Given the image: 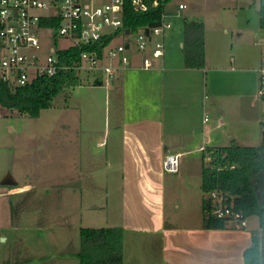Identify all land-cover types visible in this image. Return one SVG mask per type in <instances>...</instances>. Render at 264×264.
Here are the masks:
<instances>
[{
	"label": "crops",
	"instance_id": "0c3cea01",
	"mask_svg": "<svg viewBox=\"0 0 264 264\" xmlns=\"http://www.w3.org/2000/svg\"><path fill=\"white\" fill-rule=\"evenodd\" d=\"M231 3L229 9L238 5L233 8L237 38L233 31L229 33L230 26L220 28L217 24L208 29L202 22L204 68L184 67L183 22L178 29L170 22L162 59L144 70L140 55L133 51L129 66L115 79L121 111V121L115 128L118 134L114 135L115 172L120 180L115 186L118 192L114 189L120 216L115 227L123 229V264H246L243 254L252 246L258 228H249V224L240 231L203 228L202 149L263 144L264 96L258 98L260 88L264 90L260 75L262 53L249 37L247 43L244 41L241 30L245 23L253 21L256 11L250 0L245 4L239 0ZM168 156L177 157L176 173L163 169ZM76 167L74 162L70 165L69 159L61 167L66 174L57 186L64 187L65 203L68 199L82 203L88 198L82 189L86 169ZM105 187L108 191V185ZM28 188L25 185L14 195L29 192ZM88 203L97 200L90 199ZM6 204L10 209L8 201ZM11 212L0 210L1 220L5 216V221L0 220V229L13 226ZM34 235L45 251L20 262L78 264L75 256L79 245L73 239L64 248L59 246L64 239L68 243L67 233L36 231ZM34 235L28 234L32 238ZM6 240L1 238L2 243ZM19 241L23 243L25 239ZM56 247L60 250L54 251Z\"/></svg>",
	"mask_w": 264,
	"mask_h": 264
},
{
	"label": "rangeland",
	"instance_id": "374dc122",
	"mask_svg": "<svg viewBox=\"0 0 264 264\" xmlns=\"http://www.w3.org/2000/svg\"><path fill=\"white\" fill-rule=\"evenodd\" d=\"M220 1L171 0L165 6L164 20L171 22L174 29H178L184 20L206 22L208 29L216 28L217 24L221 25L220 28L227 25L230 26L229 33L233 31L237 38L233 16L238 5L229 9L228 4H233L232 0ZM239 1L245 4L248 0ZM101 2L93 1L95 6ZM179 2L187 4V7L176 13ZM217 2L221 3L223 9ZM250 4L256 16L253 21L241 26L243 38L247 43L249 37L263 55L260 0H250ZM244 10L247 11L246 8ZM39 40L41 44L44 42L41 37ZM58 42L62 46L67 45L62 40ZM113 42L114 45L122 42V38L117 36ZM226 43L228 48L229 43ZM79 80L78 86L67 87L53 100L49 109L40 112L38 118L0 108V182L9 175L16 183L15 186H0V210L11 209L13 221V226L0 229V264L8 261L10 264H37L32 261L20 262L45 251L44 244L35 238L36 231L67 233L69 238H64L68 243L64 239L63 244L59 245L64 248L71 239L75 245H79L76 231L79 232L80 228H109L118 226L120 222L119 205L114 196V189L118 192L115 186L120 183L114 163V135L118 134L115 128L121 121L120 93L114 88L117 81L112 79V89H106V76L98 71H82ZM95 81H99L100 85H95ZM99 142L103 143L100 147L97 146ZM82 154H85L84 157ZM68 159L70 165L73 162L77 164V169H86V180L83 181L86 185L82 189L83 193L87 192L88 198L82 203L72 199L65 203L62 198L64 187L57 186L66 174L61 167ZM106 164L109 166L106 167ZM204 164L208 165V161L205 160ZM25 185L29 186V192L26 190L24 194L14 195ZM76 197H79L78 193ZM90 199L97 200V203L89 204ZM4 217L1 220L0 216V220L5 221ZM248 224L249 228H258V218H249ZM28 231L33 233V238L28 236ZM5 237L7 240L2 243L1 238ZM22 238L25 241L20 243ZM57 249L54 248V251Z\"/></svg>",
	"mask_w": 264,
	"mask_h": 264
},
{
	"label": "built area",
	"instance_id": "2783aa9c",
	"mask_svg": "<svg viewBox=\"0 0 264 264\" xmlns=\"http://www.w3.org/2000/svg\"><path fill=\"white\" fill-rule=\"evenodd\" d=\"M0 0V82L15 89L32 84L38 78H51L57 74L74 70L80 72L98 71L106 76V89H112L111 81L130 64L133 51L140 55L141 68L150 70L154 61L164 55V36L171 24L161 15V23L148 30L128 31L118 35L122 42L114 45L115 32L123 28V0ZM138 13L149 9L145 0H130ZM163 0H152V7ZM184 10L185 5H178ZM39 37L44 39L41 44ZM132 39V41H131ZM66 42V46L59 44ZM109 40V41H108ZM105 45L98 47L99 43ZM60 45V46H59ZM75 48L79 51L75 64L61 62L60 54ZM260 75H264V44ZM264 96L263 87L258 98ZM1 118V114H0ZM208 115L204 114V122ZM204 149H202L203 151ZM163 169L176 173L178 160L168 156ZM233 169V167H230ZM210 209L204 210L206 217L223 220L226 227L245 230L248 219L233 210L226 202L231 197L212 191L205 195ZM264 221V219H263Z\"/></svg>",
	"mask_w": 264,
	"mask_h": 264
},
{
	"label": "trees",
	"instance_id": "16d2710c",
	"mask_svg": "<svg viewBox=\"0 0 264 264\" xmlns=\"http://www.w3.org/2000/svg\"><path fill=\"white\" fill-rule=\"evenodd\" d=\"M149 9L144 13L136 12L130 0H123V28L115 32L118 36L130 30L151 29L161 23V15L171 0H163L152 7V0H145ZM260 24L263 29L264 44V0H260ZM183 60L188 69H202L205 66L204 26L196 20L183 21ZM109 41V40H108ZM99 43L101 48L106 43ZM79 51L75 48L60 54L64 64H75ZM79 75L74 70L61 72L51 78H38L25 87L11 89L0 82V108L38 118L40 112L49 109L53 100L67 87L79 85ZM260 147L230 145L222 148L204 149L203 159L208 165L202 169L201 189L204 195L212 191L221 192L232 200L233 210L245 218H258V233L252 237V246L245 250L246 264H264V131ZM233 167V169H230ZM204 210L210 209V202L204 198ZM226 227L223 220L206 217L204 229L218 230ZM78 264H123V229L80 228L79 251L75 256Z\"/></svg>",
	"mask_w": 264,
	"mask_h": 264
},
{
	"label": "water",
	"instance_id": "95a60500",
	"mask_svg": "<svg viewBox=\"0 0 264 264\" xmlns=\"http://www.w3.org/2000/svg\"><path fill=\"white\" fill-rule=\"evenodd\" d=\"M125 33L128 34V31H126ZM94 84L100 85V82L95 81ZM15 185L16 183L12 180V178L9 175L5 176L0 182V186H15Z\"/></svg>",
	"mask_w": 264,
	"mask_h": 264
}]
</instances>
